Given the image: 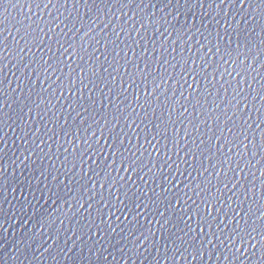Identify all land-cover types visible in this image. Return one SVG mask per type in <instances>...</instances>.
Listing matches in <instances>:
<instances>
[{"label": "water", "instance_id": "water-1", "mask_svg": "<svg viewBox=\"0 0 264 264\" xmlns=\"http://www.w3.org/2000/svg\"><path fill=\"white\" fill-rule=\"evenodd\" d=\"M176 3L177 0H88L87 6L73 9L72 0H68L67 8L57 4L56 10L51 5L36 8L32 4L30 13L25 4L9 7L6 27L11 32V48L20 39L18 30L30 43L33 36L26 32L34 33L36 43L25 50L23 57L3 53L7 59L3 60L0 79H4L2 87L7 96L0 99L6 100L8 106L0 127V168L4 169L0 173V264H163L171 256L172 247L180 243L179 238L188 239V225L196 229L194 236L199 233L198 218L205 226L202 202L211 201L212 215L207 218L205 232L209 227L217 231V225L223 228L228 224L231 228L236 219L232 210L239 211L235 200H243L237 193L243 188L249 189L243 208L250 205L255 209L258 203H264L259 199L264 179V147L259 148L264 130V55L251 65L255 52H250L248 63L254 71L245 76L225 72V68L232 71L233 66L220 60L223 48L220 55H215L213 49L208 55H215V60L205 63L207 48H201V44L207 37L212 40L223 14L207 15L210 9L206 4L204 8L191 4L175 8ZM245 7L231 10L236 22L247 29L243 35L228 33L233 41L231 47L235 48L237 42L243 47L249 41L250 49L255 46L264 53V20L259 15L255 19L245 15L248 6ZM253 7H260L259 0ZM145 64L151 74H145L142 82L139 74L133 73H137V66L144 70ZM93 65L95 73L88 71ZM80 67L85 70L82 83ZM156 67L161 73L166 68L172 76L160 88L152 83H159ZM189 72L196 76L195 82ZM132 79L135 83L128 88ZM236 80L245 81L246 111L251 119H244L252 125L249 135L255 136L260 153L252 155L250 150L243 161L237 157L233 162L227 128L233 133L237 128L232 121L227 126L224 122L231 116L240 124L239 117L232 115ZM145 88L148 96L144 95ZM190 92L194 93L191 97ZM177 100L188 107L187 113L180 115V104L174 102ZM168 109H173L171 117ZM216 115L221 118L214 123ZM205 119L208 123L204 125ZM170 121L176 122L175 129ZM188 133L191 134L184 140ZM146 135L156 145L155 150L145 142ZM99 137L101 142L96 144ZM86 138H90V151L83 142ZM197 144L201 152L193 161L186 153ZM86 153H94L92 159ZM249 158L251 164L244 168ZM223 160L232 165V171L226 163L219 165ZM133 162L135 171L129 169L126 173L121 165ZM220 168L224 169L221 173ZM239 175L244 179L233 188L232 176ZM253 187L256 203L250 192ZM194 190L200 195H195ZM177 199L185 212H166L169 222L165 224L161 219L164 204L169 200L175 204ZM153 200L157 203L153 204ZM136 204H141L142 216L136 215ZM145 205L151 206L148 211H144ZM157 206L159 213L154 211ZM116 209H121L123 215ZM250 255L251 259H243L242 264H258V250L256 254L250 251ZM218 256L219 250L210 252L205 258L207 264H225ZM190 260L189 256L179 264Z\"/></svg>", "mask_w": 264, "mask_h": 264}, {"label": "snow or ice", "instance_id": "snow-or-ice-1", "mask_svg": "<svg viewBox=\"0 0 264 264\" xmlns=\"http://www.w3.org/2000/svg\"><path fill=\"white\" fill-rule=\"evenodd\" d=\"M132 0H129V3H131ZM256 2V0H212L211 3H208V0H177V3L175 5V8H180L181 4L184 6H187L189 4L192 5V7H198V8H204L205 4L207 5V8L210 9L208 11L207 15L211 16L213 12L216 13L217 16H220L223 14V20L222 22H218V26L215 29V35L212 37V40H209L208 37L206 38V43L201 44V48H207V54L204 55L203 60L205 63H209L211 60H215V55H220L221 49L223 48V55H220V60L224 61V63L232 64V71H229L227 68H225V72H228L229 76H232V73L235 72L236 76H245L246 73L254 71V68L249 65L248 60L250 57V52H255V55L251 56V65H254L257 63V61L260 59L261 55H264V53L261 52L260 48L257 49L255 46H253L251 49L249 48V41L243 43V47L241 46L240 42L236 43L235 48H232V39L229 37L228 33L231 32L233 35H236L237 33L243 35L247 29L244 27L242 28L241 23H237L235 20V17L231 16V10L235 7L237 9H245V5H247V11L245 15L251 16L252 19L256 18V15H259L262 20H264V0H259L260 7H253V4ZM21 4H25L28 7V12L30 13L32 11L31 5L35 4L36 8H40L41 4H43L44 8H48L50 5L55 10L57 4H60L61 7L67 8L68 0H0V76H3L4 67H3V60L7 59V56H12L13 58L17 57H23L25 54V50L29 47L35 46V38L34 33H28L26 32V35L33 36V40L30 43L29 40L25 39L24 35H21L19 30L17 31V36H19V40H15V47L11 48V44L9 42L8 36L11 35V32L8 31V28L6 27L7 24V14L9 7H18ZM88 0H72V7L73 9H76L77 7H83L87 6ZM227 9L228 11H225ZM23 10V8H21ZM253 12L255 15H253ZM239 12H237V15ZM25 19H29V17L25 16ZM176 17H174L175 19ZM57 20L60 18L57 17ZM67 19V17H66ZM162 20H164V23H167V20L164 17H161ZM243 19V18H241ZM41 20H43V17H41ZM19 23L23 24V20L19 21ZM63 23V21H61ZM59 27V24L56 25ZM67 27V25H65ZM144 25L141 24V28H143ZM27 28H32V25H27ZM42 31V30H40ZM49 31H54V29H49ZM191 31V29H189ZM5 32H8V35H5ZM139 34V33H138ZM47 33H45V36ZM85 35H88V32H85ZM187 35V33H185ZM203 36V33H201ZM212 33L209 32V36H211ZM261 35L264 36V26L261 27ZM190 39V37H189ZM213 40L215 43H213ZM245 40L247 38L245 37ZM20 41H24L23 45H21ZM226 42V43H225ZM84 45L81 44L80 47L82 48ZM163 47V46H162ZM11 48V50H10ZM215 49V55H208L212 53V50ZM67 52V49H65ZM3 53H7V56H4ZM243 56L244 59L241 60L240 57ZM227 57V59H225ZM69 59H71V56H69ZM46 63V62H45ZM166 63V62H165ZM193 63H195L193 61ZM211 66V65H210ZM261 66H264V63H261ZM103 67V65H101ZM111 67V65H110ZM148 65L145 64L144 70H139L137 66V73H133V76H136L139 74L141 81L146 78L145 74L150 75L151 73L147 71ZM117 72H119V69H115ZM89 72L95 73V65L90 67L88 69ZM154 71L158 73L157 79L159 80V83L156 82V80H153V85L155 88H160L164 83H166L168 80L172 78V76H169L167 73V69L165 68V72L161 73L160 68L156 67L154 68ZM193 72L195 69L192 70ZM125 74L127 75V70H125ZM79 77L81 78L80 82H83V77L85 75L84 68L80 67L78 72ZM189 75L192 76V81H196V76L192 74V72H189ZM130 79L132 77H129ZM59 79V77H57ZM215 79V77H213ZM234 79V77H233ZM187 82V81H186ZM244 80H236L235 88L233 90V101H236V103L233 105L234 111L232 113L233 116H238L240 119V124L237 125L236 120H233L231 116H228V119L225 120V126L228 125L229 121H232V125H235L237 128L236 133L232 132V129L229 127L227 128V131L229 133V136L231 139L228 141L232 147L229 149V153L232 154L233 162L236 161L235 158H239L241 161L245 159L246 156L250 153L252 155L259 154V149L256 147V140L255 136L249 135V132L252 129V125L247 123V120L244 119V117H248V119H251V116L247 114L246 109L248 108V105L246 103L247 101V95H245L246 90L243 88ZM71 84V80L69 81ZM135 83V79H132V83L128 84V88H132V85ZM4 84V79H0V98H3L4 96H7V93L3 90L2 85ZM10 87V85H8ZM189 88L193 87L192 83H189ZM252 85L251 83L248 84V89H251ZM196 92L199 91V89H195ZM154 94V93H153ZM211 95V93H208ZM219 95V93H217ZM251 94L250 92L248 93ZM144 95L148 96L149 92L147 88L144 89ZM181 95H183L181 93ZM194 93L190 92L189 96H193ZM261 95H264V92L261 93ZM139 96L136 97L137 100H139ZM177 104H180V102L174 101ZM227 102V101H225ZM241 105H243V108H241ZM7 101L4 99H0V127L4 125L5 117L7 113L4 112V108L7 107ZM103 101H101V107H103ZM197 106H200L199 100H197ZM219 107V105H218ZM119 111V109H117ZM133 111H135L133 109ZM215 109H213V112ZM169 117H171L173 113V109H168ZM188 112V107H185L183 104H180V115H183L184 113ZM203 114V113H202ZM224 116H227V110H223ZM209 116H212V113H209ZM220 115H216L213 122L217 123L220 121ZM115 119V117H114ZM261 117L258 116V120H260ZM108 121H106V124ZM172 128L175 129L176 122H171ZM208 120H204L203 124H207ZM253 123H256V121H253ZM147 127V125L145 126ZM159 127V126H157ZM166 128L167 125H165L164 134L166 135ZM257 128H259V123L257 124ZM199 131V129H197ZM101 134L102 129H101ZM191 133L186 134L183 139L187 140L188 135ZM207 134V132H205ZM93 136L96 135L95 131L92 133ZM251 137V139H250ZM219 139H225L224 137H220ZM153 140H155V135H153ZM90 138H86L83 142L86 145H89V151L91 149V145L89 143ZM101 138L97 139L95 141L96 144H100ZM145 142L150 144L153 147V150H155L156 145L152 144V140H148L147 135L145 136ZM219 142V140H218ZM3 143V140L0 139V144ZM195 143V141H193ZM201 143L203 141L201 140ZM142 146V145H141ZM260 147H264V130H261V137H260ZM211 151V149H208ZM234 150V152H233ZM219 151V149H218ZM201 152L200 145L197 144L195 149H189V152L186 153V155L191 154V159L193 161L197 160L198 153ZM234 153V154H233ZM103 152H101V155ZM88 159H92V156L94 153L89 155ZM135 155V153H133ZM157 155H159V152H157ZM83 159V157H81ZM132 164H129L128 166L121 165L122 168H124V171L127 173L129 169L132 171H135V168ZM226 163L228 165L229 171H232V165L229 164L226 160L220 161L219 165ZM251 164V158L247 160V163L244 164V168H247ZM203 164H201L202 166ZM193 169L195 170V164L192 165ZM237 168H240V164H236ZM4 169L0 168V173H3ZM207 171V169H205ZM224 169L220 168V173L223 172ZM242 172V170H241ZM224 175H226L224 173ZM261 177L264 178V172H261ZM232 179L235 180V183L233 184V188L236 187V185L241 184V180L244 179L241 175H239V178L236 176H232ZM200 186L197 185V188ZM225 187H227V184H225ZM243 188V187H242ZM251 196H252V202L256 203V190L255 188L250 189ZM195 195H200V193L195 192ZM248 188H243L242 192L237 193L238 196H242L243 200H235L237 203V207L239 208V211L236 209H233V215L236 217L234 221L231 222V228H229L228 224H225L223 228H221L219 225H217V231H212V229L209 227L208 231L205 232V226H207V218L212 215L209 205L211 204V201H205L202 202L203 209H204V225L201 226L200 218L197 220V228L199 229V233L197 236H194L192 233L196 232V229H192L191 225H188V231L185 232V236L188 237V239H185L184 237H180V243L178 245H175V241H173V244L175 245L172 247V254L171 256L167 257L163 264H169V261H172V264H179V261L181 260H187L188 257H191V260L188 262V264H207L206 257L209 255L210 252L215 253L217 250H219V256L217 259H223L225 261V264H233V261L239 262V264H242L243 259H251V254H256L257 250L259 252L258 257V264H264V203H258L257 207L253 209L250 205L247 209L243 208L242 205L244 203L248 202ZM127 198V193L124 194ZM187 195V193H185ZM149 199H152L149 197ZM259 199L261 201H264V179H262L261 182V191H260V197ZM117 200H119V197H117ZM195 202V201H194ZM157 203L156 200H153V204ZM163 203V201H161ZM121 204H123V201H121ZM180 200L177 199L176 203L173 204L171 200H169L167 203L164 204V212L161 213V219H165V213L168 211H172L173 213L179 209V212H185V208H179ZM184 204H187V201H184ZM106 206V205H105ZM83 207V205H81ZM89 207L91 205L89 204ZM115 207V206H114ZM135 207L137 208V216H142L143 212L139 211L141 208V204H136ZM150 205L144 206V211H148ZM125 208L127 206L125 205ZM117 211L121 212V215H123V211L121 209H116ZM156 212H160V207H156L154 209ZM130 212V210H129ZM243 213V215H241ZM3 214V210H0V215ZM131 214V212H130ZM255 217V219H253ZM127 219V217H124ZM189 219H192L191 216L188 217ZM101 221H103V216L100 217ZM120 217H117V220H119ZM183 219V217H181ZM249 220H251V223H249ZM243 221V223H241ZM168 219H165V224L168 223ZM129 223H133V221H129ZM159 230V229H157ZM91 232V229H89ZM255 233V235H254ZM98 235V233H97ZM257 236H259V239H257ZM81 239L83 237L81 236ZM219 241V243H217ZM215 245V248L213 246ZM259 246V247H258ZM164 247H167V245H164ZM183 250V251H182ZM131 259V257H129ZM126 264V262H125Z\"/></svg>", "mask_w": 264, "mask_h": 264}]
</instances>
